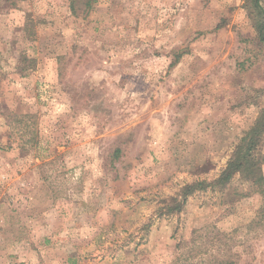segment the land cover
Wrapping results in <instances>:
<instances>
[{
  "label": "rangeland",
  "instance_id": "1",
  "mask_svg": "<svg viewBox=\"0 0 264 264\" xmlns=\"http://www.w3.org/2000/svg\"><path fill=\"white\" fill-rule=\"evenodd\" d=\"M260 4L0 0V264H171L193 230L264 264V186L182 197L264 107Z\"/></svg>",
  "mask_w": 264,
  "mask_h": 264
},
{
  "label": "trees",
  "instance_id": "2",
  "mask_svg": "<svg viewBox=\"0 0 264 264\" xmlns=\"http://www.w3.org/2000/svg\"><path fill=\"white\" fill-rule=\"evenodd\" d=\"M261 0H253L256 6L263 7L260 4ZM74 6V0H73ZM259 38L264 42V21H258L256 23ZM264 135V107L258 114V117L254 121L253 125L245 132L238 144L235 146L225 168L220 175L213 181L208 182L201 180L186 184L182 189L183 200H186L187 196L194 193L197 188L206 189L207 187H224L231 181L236 175L240 174L245 180L251 181L253 184L264 186V155L258 156L257 149ZM264 193V189L260 190ZM197 230H193V235L190 238V244L183 242L180 247L187 248L185 252H181L177 256V260L171 264H233L232 260L226 256H221L219 253H215L213 250H202L198 246V236L195 235ZM222 240V238L219 237ZM216 240L210 239L212 245ZM208 247V246H206ZM221 249L218 248V251ZM221 252V251H220ZM224 252V251H223ZM206 253V257L200 259V255ZM225 254V253H224ZM184 257V258H182ZM203 257V256H202ZM179 261V262H178Z\"/></svg>",
  "mask_w": 264,
  "mask_h": 264
}]
</instances>
